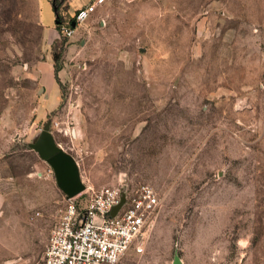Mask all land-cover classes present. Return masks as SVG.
<instances>
[{
    "label": "rangeland",
    "instance_id": "obj_1",
    "mask_svg": "<svg viewBox=\"0 0 264 264\" xmlns=\"http://www.w3.org/2000/svg\"><path fill=\"white\" fill-rule=\"evenodd\" d=\"M55 24L48 0H0V264H41L66 207L46 134L88 193L156 190L117 264H264V0H101L70 36Z\"/></svg>",
    "mask_w": 264,
    "mask_h": 264
},
{
    "label": "built area",
    "instance_id": "obj_2",
    "mask_svg": "<svg viewBox=\"0 0 264 264\" xmlns=\"http://www.w3.org/2000/svg\"><path fill=\"white\" fill-rule=\"evenodd\" d=\"M99 1L91 0L79 7L69 23L60 25L59 33L70 36ZM82 192H87V198L78 208L74 199ZM66 201L45 245L41 264H117L130 249L142 252L145 235L159 207L156 190L146 183L103 186L89 193L84 188L73 197L66 196ZM115 206L118 207L111 214Z\"/></svg>",
    "mask_w": 264,
    "mask_h": 264
},
{
    "label": "water",
    "instance_id": "obj_3",
    "mask_svg": "<svg viewBox=\"0 0 264 264\" xmlns=\"http://www.w3.org/2000/svg\"><path fill=\"white\" fill-rule=\"evenodd\" d=\"M74 26V23H71ZM40 158L45 160L53 169L58 188L67 196L73 197L84 190L80 180L78 168L73 157L65 152L50 134L43 136V140L35 145ZM118 206L111 210L114 214Z\"/></svg>",
    "mask_w": 264,
    "mask_h": 264
},
{
    "label": "crops",
    "instance_id": "obj_4",
    "mask_svg": "<svg viewBox=\"0 0 264 264\" xmlns=\"http://www.w3.org/2000/svg\"><path fill=\"white\" fill-rule=\"evenodd\" d=\"M82 6L83 5L78 6L77 8L82 7ZM45 30H47L48 32L55 31L54 27H50V26L49 27L45 26ZM37 67L40 69V74H37V77L41 85H43L42 88L44 87L43 91H46L47 93L46 94L47 98L50 96L55 97L58 93V89H57V85L54 80V70H53L52 65L50 63L45 64V65L38 64Z\"/></svg>",
    "mask_w": 264,
    "mask_h": 264
},
{
    "label": "trees",
    "instance_id": "obj_5",
    "mask_svg": "<svg viewBox=\"0 0 264 264\" xmlns=\"http://www.w3.org/2000/svg\"><path fill=\"white\" fill-rule=\"evenodd\" d=\"M48 1L51 3L52 10H53V12L55 14V23H56L55 26L59 30L60 29V25L62 23H69L71 18L68 21H64L63 14L62 15L59 14L58 8H59V4L61 3L62 0H48ZM76 11H77V9H76ZM64 38H65V36H64ZM59 68H60L59 66H55L54 67V73H56V71ZM54 77H55V79L57 81L56 76H54Z\"/></svg>",
    "mask_w": 264,
    "mask_h": 264
}]
</instances>
